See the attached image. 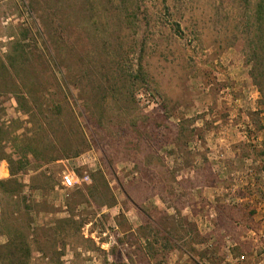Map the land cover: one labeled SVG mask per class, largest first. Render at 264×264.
<instances>
[{
    "label": "rangeland",
    "instance_id": "374dc122",
    "mask_svg": "<svg viewBox=\"0 0 264 264\" xmlns=\"http://www.w3.org/2000/svg\"><path fill=\"white\" fill-rule=\"evenodd\" d=\"M260 1L0 0V264H264Z\"/></svg>",
    "mask_w": 264,
    "mask_h": 264
},
{
    "label": "built area",
    "instance_id": "2783aa9c",
    "mask_svg": "<svg viewBox=\"0 0 264 264\" xmlns=\"http://www.w3.org/2000/svg\"><path fill=\"white\" fill-rule=\"evenodd\" d=\"M90 181V176L85 174L82 177H77L74 173H65L61 178V185L65 189L80 188L83 184ZM253 241L264 248V229L260 232H252Z\"/></svg>",
    "mask_w": 264,
    "mask_h": 264
},
{
    "label": "trees",
    "instance_id": "16d2710c",
    "mask_svg": "<svg viewBox=\"0 0 264 264\" xmlns=\"http://www.w3.org/2000/svg\"><path fill=\"white\" fill-rule=\"evenodd\" d=\"M257 11H258V15H260V17H261V15L264 14V0H261L260 3L258 4V10ZM257 45H258V47H257L256 51H259V50H261V48L264 47V43L262 40H259ZM256 56H257V53H256ZM24 102H26V101L24 100Z\"/></svg>",
    "mask_w": 264,
    "mask_h": 264
},
{
    "label": "crops",
    "instance_id": "0c3cea01",
    "mask_svg": "<svg viewBox=\"0 0 264 264\" xmlns=\"http://www.w3.org/2000/svg\"><path fill=\"white\" fill-rule=\"evenodd\" d=\"M261 256H256L254 259H253V261H252V263L251 264H255L256 262H258V264H263V260H261ZM241 260H244L245 259V257L243 256V257H241L240 258ZM254 261H256V262H254Z\"/></svg>",
    "mask_w": 264,
    "mask_h": 264
}]
</instances>
